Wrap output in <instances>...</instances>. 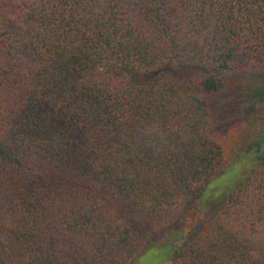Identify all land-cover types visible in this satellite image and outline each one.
<instances>
[{"label": "trees", "instance_id": "1", "mask_svg": "<svg viewBox=\"0 0 264 264\" xmlns=\"http://www.w3.org/2000/svg\"><path fill=\"white\" fill-rule=\"evenodd\" d=\"M263 59L264 0H0V264H264V112L253 174L202 195L204 96Z\"/></svg>", "mask_w": 264, "mask_h": 264}, {"label": "rangeland", "instance_id": "2", "mask_svg": "<svg viewBox=\"0 0 264 264\" xmlns=\"http://www.w3.org/2000/svg\"><path fill=\"white\" fill-rule=\"evenodd\" d=\"M231 67L225 88L217 94L204 96L211 119V135L221 150L215 174L218 177L205 187L202 193L205 199L234 188L242 177L253 174L250 170L253 161L245 149L264 112V59L259 63L235 60ZM167 75L174 79L181 93L190 91L196 78L192 71H173ZM209 207L207 205L205 210ZM171 249L170 243L156 242L128 264H172L169 260Z\"/></svg>", "mask_w": 264, "mask_h": 264}]
</instances>
